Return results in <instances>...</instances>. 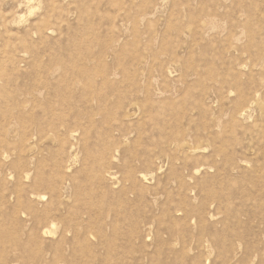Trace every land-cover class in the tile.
I'll return each instance as SVG.
<instances>
[{"label": "rangeland", "instance_id": "374dc122", "mask_svg": "<svg viewBox=\"0 0 264 264\" xmlns=\"http://www.w3.org/2000/svg\"><path fill=\"white\" fill-rule=\"evenodd\" d=\"M10 95L7 255L264 264V0H0Z\"/></svg>", "mask_w": 264, "mask_h": 264}, {"label": "bare ground", "instance_id": "6f19581e", "mask_svg": "<svg viewBox=\"0 0 264 264\" xmlns=\"http://www.w3.org/2000/svg\"><path fill=\"white\" fill-rule=\"evenodd\" d=\"M40 26H41V24H40ZM39 31H40V28H39ZM35 88L36 87H34L33 90ZM0 106L5 108V111L2 114H0V131L5 130L6 124L8 122H4V121H7L10 118H12L13 115H15V113H16L15 110L18 111V114L20 116L24 114V108H23L24 106H23V104L20 105L18 103V106L15 105V103L13 102L12 95H10V96H0ZM242 114H244V112ZM22 130H26L25 127ZM75 131L76 130H73V132H75ZM26 136H28V135H27L26 132H24L23 138L26 137ZM9 151H10L9 144H6L4 141H2L0 139V158L2 156H4V155L8 154ZM19 173L24 175L25 177H30V175H31L30 170H27V168H20L19 169ZM263 174H264V172H263ZM34 184L35 185H40L39 187H42V186L46 187V185H48L47 183H44L43 177L39 174L38 170H37V174L35 173V175H34ZM37 196H38L39 200H45L47 194H43L41 192H38ZM50 213H51L50 209H46L42 213H38V214L37 213H34V214L32 213V214H30V216H32L31 220H34L35 222L36 221H41L42 217L44 219H48V217L50 216L49 215ZM9 230H10L9 223H6L5 219L0 220V264H48V263H50L49 261L44 259L43 254H41L42 252L41 253L38 252L37 254H33L31 249H29V245L27 243H25V242H22V241L21 242H16V244L13 241L14 242L13 244H15V245H12L13 247H15L14 252H13L12 256L7 255L6 254L7 252L5 253V248L7 247L6 244H7V242L10 243V241H11V239L9 237V235H10L9 234ZM31 239H32V237H31ZM18 241H19V239H18ZM42 257H43V259H42ZM59 260H60V255H59V253L56 252L55 255L52 258V261H53L52 264H56V262L59 261Z\"/></svg>", "mask_w": 264, "mask_h": 264}]
</instances>
